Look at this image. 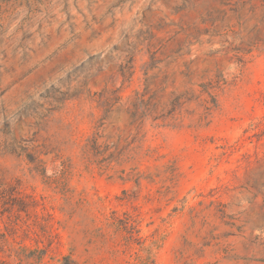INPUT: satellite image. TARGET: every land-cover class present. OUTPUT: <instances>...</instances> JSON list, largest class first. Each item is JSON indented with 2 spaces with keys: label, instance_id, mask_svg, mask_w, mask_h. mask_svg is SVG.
<instances>
[{
  "label": "rangeland",
  "instance_id": "obj_1",
  "mask_svg": "<svg viewBox=\"0 0 264 264\" xmlns=\"http://www.w3.org/2000/svg\"><path fill=\"white\" fill-rule=\"evenodd\" d=\"M264 264V0H0V264Z\"/></svg>",
  "mask_w": 264,
  "mask_h": 264
},
{
  "label": "trees",
  "instance_id": "obj_2",
  "mask_svg": "<svg viewBox=\"0 0 264 264\" xmlns=\"http://www.w3.org/2000/svg\"><path fill=\"white\" fill-rule=\"evenodd\" d=\"M108 225L113 227L117 235L122 237L123 245L128 249L134 251L133 262L128 261V264H150L152 262L151 257V244H145V239L139 235V229L137 227L136 216L132 213L124 212L121 215H117L113 212L109 219Z\"/></svg>",
  "mask_w": 264,
  "mask_h": 264
}]
</instances>
